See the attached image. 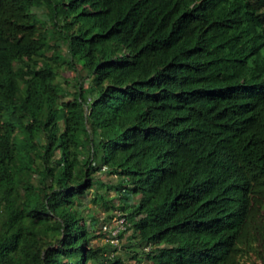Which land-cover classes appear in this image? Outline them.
<instances>
[{"label": "trees", "instance_id": "1", "mask_svg": "<svg viewBox=\"0 0 264 264\" xmlns=\"http://www.w3.org/2000/svg\"><path fill=\"white\" fill-rule=\"evenodd\" d=\"M91 191L131 260L264 264V0H0V264H128Z\"/></svg>", "mask_w": 264, "mask_h": 264}, {"label": "rangeland", "instance_id": "2", "mask_svg": "<svg viewBox=\"0 0 264 264\" xmlns=\"http://www.w3.org/2000/svg\"><path fill=\"white\" fill-rule=\"evenodd\" d=\"M40 15L42 16L43 19H45V17L43 16V14H41V12L39 11ZM63 51H66V47L62 46ZM67 67V66H66ZM78 69H80V67H78ZM75 73L73 70L71 69H64V71H62V75L59 76L58 80L60 83H65V79L69 80V83L65 84L67 86H69V91L70 93H72V91H74V89H72V86L75 85L77 83L76 79L74 78ZM80 82H83L82 79H80ZM85 85V84H84ZM100 180L104 183V184H108L109 182L113 181L112 178L106 177L103 173H101L99 175ZM102 192L103 190L100 189ZM94 197L93 195V191H91L88 194V198L85 200L86 203V207L90 208L92 210H94V213L96 215V218L99 220V222H101L104 218H106L107 215H115L118 211H114L112 208L109 210H105L104 208H102L101 206L94 204L91 202V199ZM138 200V197L135 198L134 200H130V203H135ZM120 213V212H119ZM118 214H116L117 216ZM131 237H132V231H127L125 232L124 237L120 240L119 244L121 245V249L119 248V251H117L118 255H121L123 258L125 257V261L128 264H151L149 261H147V259L145 258L144 254L139 255V260L141 262H136L135 260H131L130 258H128V249H124V246L128 245V242L131 241ZM94 244L96 245H104L105 244V239L103 240V238L101 239H95ZM89 264H93V263H89Z\"/></svg>", "mask_w": 264, "mask_h": 264}, {"label": "built area", "instance_id": "3", "mask_svg": "<svg viewBox=\"0 0 264 264\" xmlns=\"http://www.w3.org/2000/svg\"><path fill=\"white\" fill-rule=\"evenodd\" d=\"M128 223L126 218H124L123 216H118L117 219L114 222V226L111 232V237H112V243L117 244L118 240H117V235L119 234L120 231H125L126 227H127ZM104 229H106L104 227Z\"/></svg>", "mask_w": 264, "mask_h": 264}, {"label": "clouds", "instance_id": "4", "mask_svg": "<svg viewBox=\"0 0 264 264\" xmlns=\"http://www.w3.org/2000/svg\"><path fill=\"white\" fill-rule=\"evenodd\" d=\"M118 216H119V215H118ZM118 216H117V217H118ZM120 216H122V215H120ZM123 217H124V216H123ZM124 218H125V217H124ZM128 228H129V224H128L127 227H126V230H125L126 232H127ZM128 231H129V230H128ZM146 250L148 251V248H147Z\"/></svg>", "mask_w": 264, "mask_h": 264}]
</instances>
